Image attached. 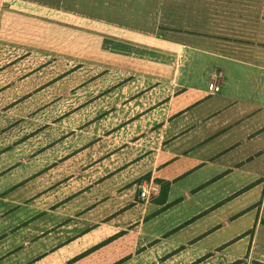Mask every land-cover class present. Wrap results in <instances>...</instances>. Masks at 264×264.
Returning a JSON list of instances; mask_svg holds the SVG:
<instances>
[{"label": "rangeland", "instance_id": "obj_1", "mask_svg": "<svg viewBox=\"0 0 264 264\" xmlns=\"http://www.w3.org/2000/svg\"><path fill=\"white\" fill-rule=\"evenodd\" d=\"M15 12L2 13L6 27L0 22V264H50L90 249L89 261L176 264L193 259L189 245L209 249L249 230L253 213L242 212L262 194L261 132L250 142L235 124L228 140L216 137L226 107L191 89L208 80H177L184 86L170 107L172 141L157 175L166 182L144 201L141 185L157 182L145 157L162 142L161 124L132 119L148 108L149 70H163L142 55L149 36L102 45L96 29H67L64 13ZM115 51L135 55L107 54ZM57 245L62 251L53 252Z\"/></svg>", "mask_w": 264, "mask_h": 264}, {"label": "crops", "instance_id": "obj_2", "mask_svg": "<svg viewBox=\"0 0 264 264\" xmlns=\"http://www.w3.org/2000/svg\"><path fill=\"white\" fill-rule=\"evenodd\" d=\"M44 10L64 13L65 27L70 31L80 27L84 34L87 30L96 29L97 34L93 38H98V44L102 45H136L142 32L149 36V49H144L149 52L142 55L149 61V66L156 63L163 70L157 76L149 70V82H153V87L150 90L149 86V95L144 97L149 109L141 118H132L133 123L149 125V129L157 124L162 127L160 139L164 143L159 144L155 153H147L145 157L146 160L149 157V166L157 180L151 178L141 185L147 187L149 199L158 197L159 183L166 182L157 175L164 151L172 141L166 133L171 121L170 107L176 90L184 86H178L177 80L182 78L185 81L192 73L201 74L200 77L208 82L215 73H221L224 79L223 92L218 95H210L208 87L191 88L201 96L209 97L211 105H223L227 109L220 124L223 129L229 125L230 130L222 129L215 136L228 140L235 124L245 125L246 132L242 130V134L251 142L249 135L256 128L261 133L255 134L254 138L259 142L254 144V148L260 149L259 155L264 157V0H0V22L6 27L8 19H11L2 17L5 12L16 11L31 17ZM77 13H81L80 26H75ZM121 53L107 54L114 58L117 55H135L134 52ZM191 62L196 65H191ZM223 106L210 114H218ZM140 110L139 107L132 109L137 114ZM201 145L196 149L203 151ZM194 147L189 146L190 149ZM260 176L261 198L259 191L258 196L243 207L242 217L250 213L254 216L249 230L237 233L232 240L229 238L233 235H230L209 249L189 245L187 252L194 253L193 259H183L176 264H264V160ZM167 183L169 188L159 204L160 211L168 207L171 185ZM60 246H53L51 250L62 251ZM96 251L90 249L79 255L77 250H72L57 256L50 264H116L87 260Z\"/></svg>", "mask_w": 264, "mask_h": 264}, {"label": "built area", "instance_id": "obj_3", "mask_svg": "<svg viewBox=\"0 0 264 264\" xmlns=\"http://www.w3.org/2000/svg\"><path fill=\"white\" fill-rule=\"evenodd\" d=\"M224 79L221 73H215L213 76L210 77L208 82V93L210 95H218L223 92L224 89ZM146 186L140 187V197L142 200L149 199V191L146 189Z\"/></svg>", "mask_w": 264, "mask_h": 264}, {"label": "trees", "instance_id": "obj_4", "mask_svg": "<svg viewBox=\"0 0 264 264\" xmlns=\"http://www.w3.org/2000/svg\"><path fill=\"white\" fill-rule=\"evenodd\" d=\"M166 195V189L163 187V193H162V198L164 199V196Z\"/></svg>", "mask_w": 264, "mask_h": 264}]
</instances>
